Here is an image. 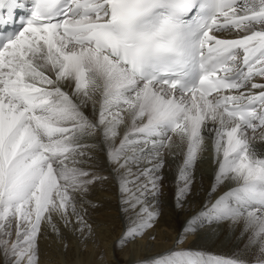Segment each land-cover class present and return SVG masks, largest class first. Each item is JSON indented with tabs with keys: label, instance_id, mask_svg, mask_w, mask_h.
Returning a JSON list of instances; mask_svg holds the SVG:
<instances>
[{
	"label": "snow or ice",
	"instance_id": "obj_1",
	"mask_svg": "<svg viewBox=\"0 0 264 264\" xmlns=\"http://www.w3.org/2000/svg\"><path fill=\"white\" fill-rule=\"evenodd\" d=\"M173 166V205L194 210L134 255ZM98 185L130 264H264V0H0V264H41L48 236L85 264L69 253L98 246ZM205 225L244 252L183 247Z\"/></svg>",
	"mask_w": 264,
	"mask_h": 264
},
{
	"label": "bare ground",
	"instance_id": "obj_2",
	"mask_svg": "<svg viewBox=\"0 0 264 264\" xmlns=\"http://www.w3.org/2000/svg\"><path fill=\"white\" fill-rule=\"evenodd\" d=\"M99 153V149H97ZM97 165H104V157L102 153L97 156ZM174 166L166 169V179L164 183L163 196L161 204L163 205L162 214L155 224L151 236L144 241L135 251L134 255H140L143 252L155 253L172 247L180 234L183 233L185 217L193 211L191 207H185L184 210L176 209L173 205V195L175 191L174 182ZM105 174H107L105 172ZM204 176V186L207 187L211 170L207 163L200 165L198 176ZM100 189H109L108 191H100ZM100 202V210L93 214V217L100 227L97 228L98 246L89 243L87 249L83 252H77L75 242H73L70 257L81 260L87 264L88 261L94 259H102L104 264H130L133 256L130 255L133 246L115 245L114 242L121 235L123 228V220L119 213L115 196L111 192L110 185H98L96 193ZM198 204V201L196 202ZM235 230L226 226H207L197 232L190 234L184 240L183 247L202 251L208 255L228 257L233 254H241L244 252V244L238 234H234ZM50 237V236H49ZM52 238V237H51ZM61 242H51L47 237L41 240V264H51L56 262L60 264L63 259ZM94 252H102L100 257H94Z\"/></svg>",
	"mask_w": 264,
	"mask_h": 264
},
{
	"label": "rangeland",
	"instance_id": "obj_3",
	"mask_svg": "<svg viewBox=\"0 0 264 264\" xmlns=\"http://www.w3.org/2000/svg\"><path fill=\"white\" fill-rule=\"evenodd\" d=\"M51 242H56V244H59V240H57V239H53V238H51V237H47Z\"/></svg>",
	"mask_w": 264,
	"mask_h": 264
}]
</instances>
